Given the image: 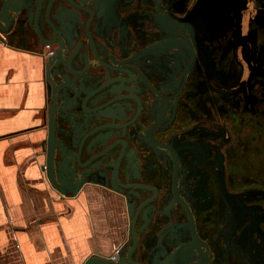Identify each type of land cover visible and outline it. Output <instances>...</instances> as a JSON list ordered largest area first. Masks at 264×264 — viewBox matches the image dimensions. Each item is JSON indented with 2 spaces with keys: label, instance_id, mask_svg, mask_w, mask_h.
Here are the masks:
<instances>
[{
  "label": "flooded vegetation",
  "instance_id": "flooded-vegetation-1",
  "mask_svg": "<svg viewBox=\"0 0 264 264\" xmlns=\"http://www.w3.org/2000/svg\"><path fill=\"white\" fill-rule=\"evenodd\" d=\"M15 7L0 36L55 56L57 103L104 135L80 162L85 188L123 203L117 255L135 239L139 264L180 247L169 264H264V0Z\"/></svg>",
  "mask_w": 264,
  "mask_h": 264
},
{
  "label": "crops",
  "instance_id": "crops-1",
  "mask_svg": "<svg viewBox=\"0 0 264 264\" xmlns=\"http://www.w3.org/2000/svg\"><path fill=\"white\" fill-rule=\"evenodd\" d=\"M0 36V264H83L127 241L110 193L62 199L47 181L40 142L45 52ZM105 195L107 197H105ZM112 195V194H111Z\"/></svg>",
  "mask_w": 264,
  "mask_h": 264
},
{
  "label": "water",
  "instance_id": "water-1",
  "mask_svg": "<svg viewBox=\"0 0 264 264\" xmlns=\"http://www.w3.org/2000/svg\"><path fill=\"white\" fill-rule=\"evenodd\" d=\"M12 4L13 0H0V34H6L13 26L16 7L10 8ZM46 57V55L45 58L43 57L42 80L45 93L49 96L51 92L52 101L49 107H46L45 104L42 111L46 136L40 142L41 151L45 157L41 169L45 172L50 186L61 195L62 199L67 200L78 197L79 193L85 189L83 186L85 178L91 172L90 166H93L90 164V160L80 162L81 153L88 155L97 145L99 139H103L104 135L93 136L94 133H82L77 130L75 116L69 112L65 104L57 103L58 87L49 73L55 56ZM81 122L85 124L84 117H81ZM76 165L79 170L76 169ZM82 168L85 169L82 170ZM114 178L112 185L115 183ZM133 228L134 223L131 222L130 229ZM135 245L134 239L133 247L125 254H113V257L91 255L83 264H125V262L139 264L133 261L139 256ZM185 250L186 248L180 247L162 264H169L175 256L182 255Z\"/></svg>",
  "mask_w": 264,
  "mask_h": 264
},
{
  "label": "rangeland",
  "instance_id": "rangeland-1",
  "mask_svg": "<svg viewBox=\"0 0 264 264\" xmlns=\"http://www.w3.org/2000/svg\"><path fill=\"white\" fill-rule=\"evenodd\" d=\"M83 191L85 192H87V193H89V194H91L92 196H94V197H99L100 196V192H98V191H96L95 189H93V188H91V187H86L85 189H83ZM85 192V193H86ZM100 193V194H99ZM108 196H110V197H112V200H113V202H114V204L118 207V208H122L123 207V203H122V201H121V199L119 198V197H115V196H113V195H108ZM105 197H107L106 195H105ZM116 247H119L118 245H113V246H111V250H110V253H111V255H110V257L112 256V254H113V252L115 251V249H116Z\"/></svg>",
  "mask_w": 264,
  "mask_h": 264
},
{
  "label": "built area",
  "instance_id": "built-area-1",
  "mask_svg": "<svg viewBox=\"0 0 264 264\" xmlns=\"http://www.w3.org/2000/svg\"><path fill=\"white\" fill-rule=\"evenodd\" d=\"M118 249V247H116V249H115V251L113 252V254H116V250ZM113 254H112V256L111 257H113Z\"/></svg>",
  "mask_w": 264,
  "mask_h": 264
},
{
  "label": "bare ground",
  "instance_id": "bare-ground-1",
  "mask_svg": "<svg viewBox=\"0 0 264 264\" xmlns=\"http://www.w3.org/2000/svg\"><path fill=\"white\" fill-rule=\"evenodd\" d=\"M240 97V96H239ZM238 159V158H237ZM119 251V247H118V249L116 250V254H117V252Z\"/></svg>",
  "mask_w": 264,
  "mask_h": 264
}]
</instances>
